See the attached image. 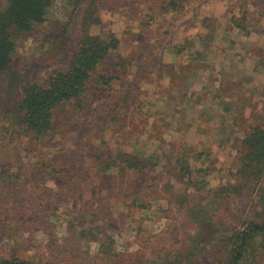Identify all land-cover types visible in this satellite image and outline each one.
I'll use <instances>...</instances> for the list:
<instances>
[{
  "label": "rangeland",
  "instance_id": "1",
  "mask_svg": "<svg viewBox=\"0 0 264 264\" xmlns=\"http://www.w3.org/2000/svg\"><path fill=\"white\" fill-rule=\"evenodd\" d=\"M87 2L53 0L28 35L12 31L17 88L67 69ZM8 3L0 0V13ZM95 8L101 23L91 32L119 41L97 69L114 77L112 91L92 80L55 109L54 136L39 141L13 125L0 97V260L105 264L115 252L130 264H165L262 212L255 185L235 192L232 174L235 142L264 112V0H177L171 8L97 0ZM181 157L194 181L209 169L200 190L188 189L185 209L170 201L186 189L176 174ZM196 211L214 221L201 224L199 237ZM89 230L107 240L82 239Z\"/></svg>",
  "mask_w": 264,
  "mask_h": 264
},
{
  "label": "trees",
  "instance_id": "2",
  "mask_svg": "<svg viewBox=\"0 0 264 264\" xmlns=\"http://www.w3.org/2000/svg\"><path fill=\"white\" fill-rule=\"evenodd\" d=\"M88 1L82 13L77 38L68 58L67 69L55 72L43 84L25 81L19 88L15 86L17 79L11 70L16 47L12 39V31L16 30L22 35H28L35 26L45 21L46 11L52 5L53 0H9L6 10L0 13V83L6 78V87L3 88L0 97L6 96L8 99L7 114L12 116L13 125L34 141L54 136L55 109L78 99L84 93L86 86L95 78L106 91H112L111 82L114 77L97 75V69L112 51L118 49L119 41L112 33L100 35L91 32V27L100 24L101 18L95 8L97 0ZM162 1L171 8L176 6L177 0ZM116 57L120 59L118 55ZM117 66L125 69L120 60ZM234 148L240 163L236 173L232 174V177L235 176L237 180L235 192L237 190L240 192L254 184L259 194V200L264 203V112L260 122H253L243 133V137L235 142ZM97 160L100 161L99 158ZM111 165L112 163L108 164L105 170L116 167V165ZM175 165L178 168L177 177L185 182L186 189L180 194L171 193L170 201L185 209L190 203L188 189L193 187L200 190L206 184L205 176L209 169L198 170L205 174L202 179L194 181V171L185 158H178ZM190 210L194 211V208ZM191 216H195L193 221L197 222V237L201 233V224L211 226L214 222L206 212L196 211ZM222 235H219L215 241L200 244L201 247L198 246V243H190L186 249L174 254L173 258L165 264H210L207 263L210 262V259L213 260L211 264H264V204L262 212L258 214V219L250 220L241 229L235 228L229 236ZM80 236L82 239L89 236L88 240L93 242L99 240V236L93 235L92 230L81 231ZM105 240L107 238L104 235L103 239L99 241ZM112 242L109 237L108 247H111ZM109 249L111 250V248ZM111 253L113 254L109 255L105 264H130L126 263L124 259L118 258L119 256L115 252ZM0 264L88 263L72 258L66 261L55 259L45 263L6 258L0 260ZM135 264L149 263L137 262Z\"/></svg>",
  "mask_w": 264,
  "mask_h": 264
}]
</instances>
